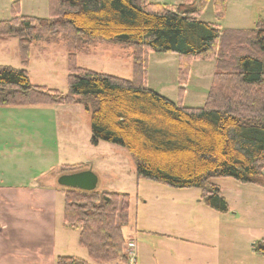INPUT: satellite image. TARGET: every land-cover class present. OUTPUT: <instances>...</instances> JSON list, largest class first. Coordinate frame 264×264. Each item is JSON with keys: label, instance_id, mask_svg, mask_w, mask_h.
Returning a JSON list of instances; mask_svg holds the SVG:
<instances>
[{"label": "trees", "instance_id": "1", "mask_svg": "<svg viewBox=\"0 0 264 264\" xmlns=\"http://www.w3.org/2000/svg\"><path fill=\"white\" fill-rule=\"evenodd\" d=\"M216 3L222 13L225 0ZM50 10L47 19L18 14L0 21V39L18 38L22 64L20 69L0 66V106L83 105L92 111V145L108 142L127 149L138 177L200 188L204 203L218 212H228L229 203L214 179L264 188V20L252 29L224 30L200 21L192 0L176 7L149 0H50ZM61 34L70 60L67 93L32 84L28 70L32 45ZM94 42L125 45L134 77L77 66V55ZM151 51L179 54L183 77L191 59L215 60L205 106H184L147 86ZM76 167L62 169L68 174ZM65 193V224L79 230L90 258L126 261L130 194ZM253 250L264 256V239ZM57 264L89 263L62 256Z\"/></svg>", "mask_w": 264, "mask_h": 264}, {"label": "rangeland", "instance_id": "2", "mask_svg": "<svg viewBox=\"0 0 264 264\" xmlns=\"http://www.w3.org/2000/svg\"><path fill=\"white\" fill-rule=\"evenodd\" d=\"M163 6L176 7L186 0H149ZM195 3L200 21L219 25L221 29H252L257 22L264 20V0H225L224 10L218 12L216 0H192ZM49 18L50 0H0V21L9 20L15 15ZM65 35L53 37L50 45L46 42L34 44L29 56L30 74L38 84L69 90V53L65 46ZM46 40V38H43ZM128 49L120 43H97L90 51H82L76 57L77 66L124 79L134 77V66L128 58ZM182 58L173 52L151 51L148 59L147 86L159 94L187 107H203L212 86L216 72L214 59L193 58L188 75L181 73ZM0 66L20 69L21 58L18 39H0ZM78 113L62 115L65 125L71 129L67 135L75 144H65L59 149V165L52 167L56 175L64 173V165L77 166L70 173L91 170L98 177V192H122L130 194L129 224L124 228L126 243L135 238V226L153 230L149 236L152 249L199 248L205 252V263L215 258L219 264H264V256L253 250V244L264 238V188L243 184L233 178L214 179L229 203L228 212H218L209 208L202 200L200 188H174L163 183L140 178L136 172V161L131 153L118 145L100 142L91 144L92 111L84 106L74 107ZM63 113V112H61ZM48 114L40 120H48ZM67 131V132H68ZM40 132L36 129V134ZM63 132V129L62 131ZM48 134L47 131L43 132ZM61 134V135H62ZM67 146V147H66ZM55 164V163H54ZM83 164V167L79 165ZM48 165H46V168ZM57 168V169H56ZM56 181V200L60 199L58 223L64 224V194L69 188ZM53 177L49 174L44 181L45 191ZM143 227V228H142ZM73 232V231H72ZM131 232V233H130ZM179 234L191 238L195 243L177 244L160 234ZM73 235V234H72ZM73 237V236H72ZM74 250L67 256L88 257V252L80 245L79 232L74 234ZM198 243V244H196ZM154 249V250H155ZM59 252V251H57ZM79 252V253H78ZM115 259L113 261H116ZM127 261V260H126ZM112 262V261H111Z\"/></svg>", "mask_w": 264, "mask_h": 264}, {"label": "crops", "instance_id": "3", "mask_svg": "<svg viewBox=\"0 0 264 264\" xmlns=\"http://www.w3.org/2000/svg\"><path fill=\"white\" fill-rule=\"evenodd\" d=\"M13 38L18 39L2 40ZM44 41L47 45L51 44L47 39L34 44ZM30 80L32 84L41 85L31 74ZM74 107L78 108L80 104L0 106V264H57L59 257L67 256L74 250L71 239L75 240L74 234L79 230L66 226L65 221L62 225L56 222L60 215L56 181L61 174L56 175L55 169H52L60 164L59 149L63 147V141L75 144L62 134L72 133L70 128L68 131L62 115L78 113ZM44 114L50 117L41 121L40 117ZM36 129L40 130L38 134ZM45 131L48 134L43 133ZM48 174L53 181L46 192L44 181ZM139 226L136 225L134 231L137 239L136 264H219L215 258H209V262L205 263L206 254L199 249L201 247L154 250L151 246L154 239L149 235L157 234ZM178 235L160 234L168 239L166 242L177 240V244L181 245L195 243L191 238ZM78 255L82 258L74 257L89 264H127L120 259L97 263L89 254L88 257Z\"/></svg>", "mask_w": 264, "mask_h": 264}, {"label": "water", "instance_id": "4", "mask_svg": "<svg viewBox=\"0 0 264 264\" xmlns=\"http://www.w3.org/2000/svg\"><path fill=\"white\" fill-rule=\"evenodd\" d=\"M58 183L65 188L94 192L98 186V177L91 170L62 175Z\"/></svg>", "mask_w": 264, "mask_h": 264}, {"label": "built area", "instance_id": "5", "mask_svg": "<svg viewBox=\"0 0 264 264\" xmlns=\"http://www.w3.org/2000/svg\"><path fill=\"white\" fill-rule=\"evenodd\" d=\"M125 256L127 264H136L137 262V249L135 239H129L125 248Z\"/></svg>", "mask_w": 264, "mask_h": 264}]
</instances>
